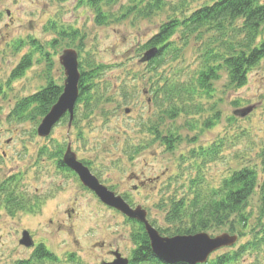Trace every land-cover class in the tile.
<instances>
[{"label":"rangeland","instance_id":"1","mask_svg":"<svg viewBox=\"0 0 264 264\" xmlns=\"http://www.w3.org/2000/svg\"><path fill=\"white\" fill-rule=\"evenodd\" d=\"M166 1L168 7L151 18L128 17L99 26L94 22L93 10L79 5L77 0H0V85L5 84L12 68L28 52V46L14 49L18 39L32 36L45 44L56 36L52 30H45L50 19L78 28L90 56L113 66L105 71L100 83L105 98L95 113L81 118V133L67 122H59L50 135L38 136L34 131L38 124L34 127L33 122L9 118L19 97L44 85V61L33 64L23 77L10 83L11 90L6 89L5 96L0 95V180L19 175V190L29 207L32 204L35 207L11 215L0 204V264H14L33 253L31 247L19 243L24 231L58 258L45 264H106L120 255L127 258L133 247L132 225L123 213L102 203L73 175L59 170L53 160L39 157L41 146L51 149L55 142L64 146L69 143L79 160L89 162V170L100 184L121 196L131 208L141 206L149 221L154 220L160 227L166 223L164 211L157 204L162 197L182 192L189 177L201 170L204 183L216 185L228 169L259 162L258 153L264 144L261 67L249 72L247 83L237 88L229 85L226 74L221 73L213 82L211 97L199 100L202 106L199 112L180 113L172 120L163 118L160 129L169 126L181 138L173 149L159 142L144 144L149 141L147 126L162 118L159 116L162 105L159 97L154 101L148 92L149 73L140 61L142 53L138 49L165 20L169 6L179 0ZM202 1L193 0L192 5ZM63 46L55 55L53 49L45 47L52 54L51 73L55 80L64 78L59 64ZM195 46L191 37L181 58L165 64L169 78L187 79L192 74L196 66ZM39 57L36 53L34 60ZM211 107L219 110V122L201 129L204 117L212 113ZM188 122L196 126L192 128ZM193 136H198L195 141L190 140ZM218 139L225 142V147L215 161L201 168L191 167L190 159L180 161L181 155L185 157L192 148L206 147ZM257 206L255 195L248 206L252 224L259 216ZM218 232L209 234L214 236ZM224 246H219L223 248L211 257L229 249ZM110 250L113 259L108 261L112 257ZM239 263L264 264V244L258 253H247Z\"/></svg>","mask_w":264,"mask_h":264},{"label":"trees","instance_id":"2","mask_svg":"<svg viewBox=\"0 0 264 264\" xmlns=\"http://www.w3.org/2000/svg\"><path fill=\"white\" fill-rule=\"evenodd\" d=\"M192 1L179 0L171 4L165 20L138 49V53H142L140 61L149 73L148 92L152 93L154 101L161 99L162 105L159 114L162 118L147 126L149 141L144 144L159 142L165 148L173 149L181 138L169 126L166 130L160 129L164 124L161 120L166 117L172 120L180 113L188 114L193 110L199 112L202 109L199 100L211 97L213 82L220 78L221 73L226 74L229 85L237 88L247 83L248 74L253 69L261 67L264 70V0H203L194 6ZM77 2L93 10L94 22L99 26L120 22L128 17L151 18L168 7L166 0ZM115 6L117 9H114ZM45 30H52L56 34L45 44L32 36L16 41L14 49L28 46V52L12 68L5 84L0 85V95L5 96L6 89L11 90L10 83L23 77L33 64L44 61V85L33 93L19 97L9 113L11 120L30 121L35 127L56 103L63 89L64 78H53L52 54L45 47L53 49L54 55L62 44L64 48H74L80 77L72 126L81 133L80 121L95 113L105 98L101 93L100 83L105 71L113 66L90 56L89 51L84 49V35L78 28L50 19ZM191 37L196 44V66L192 74L187 79L169 78V74L164 71L165 64L181 58ZM150 50L155 51L153 57L143 61L145 53ZM82 52L84 56L81 55ZM36 53L40 57L34 60ZM211 109V115H206L202 120L201 129L211 128L219 122V110H214L213 107ZM67 121L68 115H65L61 122ZM188 124L192 128L196 126L190 122ZM197 137L193 136L190 140L195 141ZM224 145L225 142L218 139L206 147L196 146L185 157L181 155L180 161L190 159L191 167L201 168L202 165L215 161ZM64 148V144L59 142H55L51 149L41 146L38 156L53 160L62 171L71 173L61 161ZM258 156V164L228 169L216 185L204 183L200 170L195 176L188 178L186 187H181L182 192L162 197L157 204L164 211L166 226L160 227L154 220H150V224L163 237L188 236L199 232L209 234L212 231H220L217 235H236L237 241L224 246L229 249L211 257L212 253L223 247L217 248L209 253L205 262L196 264H238L247 253H258L264 244V144ZM81 161L89 167L87 160ZM18 183L17 174L0 180V204L11 215L18 210L35 208L33 204L29 207L30 203L23 198ZM255 195L258 199L259 216L256 223L252 224L248 206ZM125 220L132 225L130 239L133 247L128 255V264H187L168 263L159 259L151 250L144 225L126 217ZM223 227L225 229L221 231ZM242 237L247 238L242 242ZM238 241L240 243L237 245ZM48 261L56 262V256L40 243L30 258L16 260L14 264H45Z\"/></svg>","mask_w":264,"mask_h":264},{"label":"water","instance_id":"3","mask_svg":"<svg viewBox=\"0 0 264 264\" xmlns=\"http://www.w3.org/2000/svg\"><path fill=\"white\" fill-rule=\"evenodd\" d=\"M155 51L145 53L143 61L153 57ZM60 62L64 69L65 80L63 89L56 103L49 112L42 118L37 134L47 136L55 122L67 111L70 120L73 118V109L78 98V70L77 52L74 49H65L60 56ZM128 112V109L125 110ZM64 163L73 169L80 181L105 205L115 208L127 217L135 219L144 225L148 235L152 252L161 260L168 263L185 262L187 264L203 263L207 260L209 253L221 245H232L237 237L228 233L210 236L207 233L199 232L188 236L162 237L159 232L148 222L146 210L141 206L131 208L119 195H115L106 186L99 183L98 179L91 174L90 170L78 161L74 153L69 149L64 155ZM20 243L25 247L33 245V241L27 231L23 232ZM119 254H116L118 256ZM106 264H128V259L117 257Z\"/></svg>","mask_w":264,"mask_h":264},{"label":"flooded vegetation","instance_id":"4","mask_svg":"<svg viewBox=\"0 0 264 264\" xmlns=\"http://www.w3.org/2000/svg\"><path fill=\"white\" fill-rule=\"evenodd\" d=\"M61 54V53H60ZM76 104V103H75ZM65 115H68V121H67V123H68V126H71L72 125V120H73V118H72V120H70V117H69V113L66 111L56 122H55V124L53 125V127L57 124V123H59V122H61V120L64 118V116ZM74 116V115H73ZM53 127H52V129H53ZM52 129H51V131H52ZM51 131H50V133H51ZM50 133L48 134V135H50ZM37 134V133H36ZM38 135V134H37ZM47 135V136H48ZM38 136H40V135H38ZM43 137H45V136H43ZM59 143H62V142H59ZM55 144V143H54ZM53 144V145H54ZM65 148H64V150H63V155H62V157H61V161H62V163H63V165H65L69 170H71V173L70 172H68V173H70L71 175H73L76 179H78L79 180V182H80V184H81V186L84 188V189H87V190H89L86 186H84L83 185V183L80 181V179H79V177H78V175H77V173L73 170V169H71L69 166H67L65 163H64V155H65V153L67 152V150L69 149V152H72V153H74L72 150H71V148H70V144L68 143V144H66L65 146H64ZM74 155H75V153H74ZM75 157H76V155H75ZM76 159L78 160V161H80L85 167H87L88 169H89V167L87 166V165H85L81 160H79L77 157H76ZM55 164V166L58 168V165L56 164V163H54ZM59 170H61L60 168H58ZM73 173V174H72ZM108 188V187H107ZM109 189V188H108ZM92 193H94L93 191H92ZM95 194V193H94ZM100 200V199H99ZM130 206H131V204H130ZM126 218H129V217H127L125 214H123ZM130 220L132 219V218H129ZM132 220H135V219H132ZM135 221H137V220H135ZM137 222H139V221H137ZM28 232V231H27ZM29 233V232H28ZM30 235V234H29ZM31 237V236H30ZM31 239H32V241H33V245L32 246H29V247H31L32 249H33V251H35V249H36V247L40 244V243H36L34 240H33V238L31 237ZM19 243H20V240H19ZM21 244V243H20ZM109 253L111 254V258L110 259H108V261H111L112 259H113V255H112V251L110 250L109 251ZM32 255V254H31ZM30 255V256H31ZM30 256H29V258H30ZM120 257H122V258H125V257H123V256H121L120 255ZM127 258H129V257H127ZM126 258V259H127ZM56 259L58 260V258L56 257Z\"/></svg>","mask_w":264,"mask_h":264}]
</instances>
